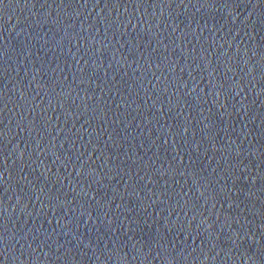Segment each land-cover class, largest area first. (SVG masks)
<instances>
[{
  "label": "water",
  "instance_id": "95a60500",
  "mask_svg": "<svg viewBox=\"0 0 264 264\" xmlns=\"http://www.w3.org/2000/svg\"><path fill=\"white\" fill-rule=\"evenodd\" d=\"M0 264H264V0H0Z\"/></svg>",
  "mask_w": 264,
  "mask_h": 264
}]
</instances>
